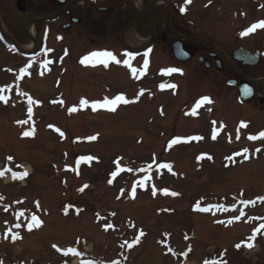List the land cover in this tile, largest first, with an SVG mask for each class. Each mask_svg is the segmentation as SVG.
Wrapping results in <instances>:
<instances>
[{"label":"rangeland","instance_id":"1","mask_svg":"<svg viewBox=\"0 0 264 264\" xmlns=\"http://www.w3.org/2000/svg\"><path fill=\"white\" fill-rule=\"evenodd\" d=\"M263 4L192 0V15L222 23L242 10L250 20L234 22V33L262 17L257 10ZM4 19L7 32L30 45L22 32L26 17ZM86 23L98 28L106 20ZM51 30L57 49L81 44ZM120 38L118 28L111 41ZM262 39L245 45L253 48ZM23 63L0 45V264H69L52 251L61 247L79 248L90 264H264L263 237L252 250L237 253L264 228V117L228 104L230 125L236 128L238 121L232 116L251 123L246 130L241 125L235 145L210 141L172 150L165 148L172 135L212 137L206 113L192 120L190 108H180L186 101L148 95L124 72L117 82L114 73L100 70L72 67L62 77L52 61L33 72ZM142 83L153 88L156 82ZM123 93L125 101L119 100ZM111 99L119 106L114 110L89 108Z\"/></svg>","mask_w":264,"mask_h":264},{"label":"flooded vegetation","instance_id":"2","mask_svg":"<svg viewBox=\"0 0 264 264\" xmlns=\"http://www.w3.org/2000/svg\"><path fill=\"white\" fill-rule=\"evenodd\" d=\"M263 11L264 4L259 5L257 12ZM7 15L15 23L17 17H26L22 32L30 39V45L24 46L7 32L4 19ZM95 15H99V19L94 18ZM86 20L93 23L106 20V24L99 23L98 28H91ZM220 20L222 23L194 18L192 0H0V45L7 54L21 58L24 61L21 66L52 61L60 68L62 77L75 67L74 70L82 72L114 73L111 78L123 81L121 74L124 72L129 82L143 88L148 95H170L186 101L180 108H190L192 120L206 113L212 137L206 138L200 133L172 135L165 148L176 150L180 144L192 147L218 141L235 145L240 138L241 125L246 130L251 123L247 118L232 116L238 121L236 128L235 122L230 125L228 117L232 110L229 114L226 112L228 104L236 109L243 107L253 116L264 117V15L234 33L231 31L234 22L250 20L246 12L239 10L233 17L225 15ZM41 25L39 31L37 26ZM52 28L58 36L80 39L81 44L73 42L72 47L57 49L51 43ZM118 28H121V38L112 42L111 36ZM197 28L199 32L194 31ZM206 34L211 41H205ZM255 37L263 39L253 48L245 45ZM83 40L89 44L84 45ZM240 49L259 56L258 63L251 65L248 64L251 60L243 59L240 54L237 57L235 52ZM80 50L87 51L77 55ZM184 57L190 58L184 60ZM194 61L198 64L193 67ZM226 70L231 74L224 75ZM148 79L156 82L153 88L140 86ZM229 81L236 85L230 86ZM209 82L216 90H208ZM197 87H204V90H197ZM241 94L245 95L247 103L240 102ZM112 100L105 105L94 102L89 108L114 110L119 106ZM119 100H127L126 95L120 94ZM175 103L171 101L170 108ZM212 114L219 116L214 119ZM189 116L192 115L187 113L186 118Z\"/></svg>","mask_w":264,"mask_h":264},{"label":"bare ground","instance_id":"3","mask_svg":"<svg viewBox=\"0 0 264 264\" xmlns=\"http://www.w3.org/2000/svg\"><path fill=\"white\" fill-rule=\"evenodd\" d=\"M27 50L30 51L31 48H28ZM115 80L121 81V78H118V79L116 78ZM78 263H79V261H76V262H75V264H78Z\"/></svg>","mask_w":264,"mask_h":264},{"label":"water","instance_id":"4","mask_svg":"<svg viewBox=\"0 0 264 264\" xmlns=\"http://www.w3.org/2000/svg\"><path fill=\"white\" fill-rule=\"evenodd\" d=\"M246 52H244V53H242V52H240L239 54L241 55V56H244V54H245ZM246 55L248 56V54L246 53ZM255 65L256 63L254 62V63H251V65Z\"/></svg>","mask_w":264,"mask_h":264}]
</instances>
